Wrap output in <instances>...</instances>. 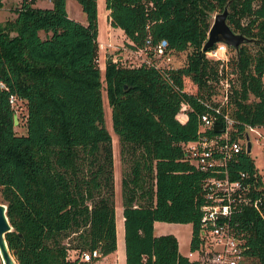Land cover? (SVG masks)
Wrapping results in <instances>:
<instances>
[{
  "label": "trees",
  "instance_id": "1",
  "mask_svg": "<svg viewBox=\"0 0 264 264\" xmlns=\"http://www.w3.org/2000/svg\"><path fill=\"white\" fill-rule=\"evenodd\" d=\"M50 1L19 0L14 16L0 21V196L11 225L4 233L9 253L16 264H69L67 248L115 249L103 88L120 155L130 161L120 179L124 264H197L178 251L172 233L155 235L152 223L190 222L189 247L196 243L206 173L184 158L181 142L196 137L198 114L206 109L199 99L215 92L219 60L200 48L210 14L224 5L229 27L254 39L230 60L238 80L230 114L237 131L242 123H264V0H104L108 22L122 30L127 47L143 46L148 37L151 44L164 40L169 54L188 49L165 75L116 60L101 73L96 1L76 0L85 23L68 16L65 0ZM185 80L194 91L184 90ZM10 94L24 101V133L13 128ZM252 167L243 151L228 165L232 178ZM241 222L247 253L264 264V220L247 207Z\"/></svg>",
  "mask_w": 264,
  "mask_h": 264
},
{
  "label": "built area",
  "instance_id": "2",
  "mask_svg": "<svg viewBox=\"0 0 264 264\" xmlns=\"http://www.w3.org/2000/svg\"><path fill=\"white\" fill-rule=\"evenodd\" d=\"M164 43L160 40L151 44L147 37L143 46L129 47L130 53L140 58L139 63L129 66H153L165 75L166 70L174 66L172 55L164 51ZM202 51L206 58L218 59L219 63L215 92L207 99H199L206 109L198 114L197 135L181 142L184 158L196 170L206 173L200 181L202 202L195 231L196 243L192 248L188 246L185 256L197 264H256L247 253V230L241 220L247 207L254 209L264 220V123H242V129L237 131L238 120L230 114L229 99L231 85H238L237 74L231 68L228 56L218 52V48ZM2 87L4 84L0 81ZM16 100L15 95L8 96L11 106ZM213 124L219 125L221 130L215 131ZM208 129L213 133L208 134ZM235 131L238 133L233 136ZM249 131L256 139L260 138L262 167L257 166L250 155ZM247 140L250 142L248 151L245 149ZM240 151L250 156L253 167L251 171L235 170L232 178L228 165L236 160ZM191 230L190 224V234ZM65 259L69 264H121L116 252L101 253L97 247L67 248Z\"/></svg>",
  "mask_w": 264,
  "mask_h": 264
},
{
  "label": "rangeland",
  "instance_id": "3",
  "mask_svg": "<svg viewBox=\"0 0 264 264\" xmlns=\"http://www.w3.org/2000/svg\"><path fill=\"white\" fill-rule=\"evenodd\" d=\"M0 21L5 18L12 17L11 7L17 4L19 0H0ZM36 1V0H35ZM98 4H96V41H97V64L102 73L105 58L107 55L112 57V61H117L119 64L123 65H131L137 64L140 62V58L134 56L130 53L131 49L124 44L122 40L121 30L119 27H113L109 25L106 17V9L104 7V0H97ZM37 3L41 5H45L49 3L48 0H38ZM66 9L70 15L74 18L80 19L82 22H85L84 13L81 11L79 4L76 0H65ZM210 14L209 20L211 22L212 16L215 12ZM71 16V17H72ZM102 44L103 46H100ZM108 44V45H107ZM113 44V46H111ZM251 49H254V46L250 45ZM215 48H218V52H224L228 58H232L234 49L231 46L225 45L221 42L215 43ZM188 49L173 52L171 55V64L173 66L181 65L185 60V54ZM185 84L183 86L186 91H194L193 85L185 80ZM101 98H102V106L104 111V125L110 133L111 136V147H112V167H113V183H114V212H115V220L117 223V228L119 229L121 226L122 229V217H121V198H120V179L122 176L123 170L128 171L130 168V161L127 155L121 156L119 152V143L116 137V134L113 132L110 121V107L108 106L105 98V92L103 88H101ZM252 96H249L251 99ZM13 106L15 107L14 113L16 114L17 121L13 123V128L16 133H24L25 127L23 123V116L25 112L24 101L17 99ZM264 131V129H263ZM254 133L249 131V138L251 139L252 145L250 150V155L254 159V163L262 167L263 166V155L261 152V142L260 138L256 139L254 137ZM0 202H3V199L0 196ZM4 203V202H3ZM164 229L167 231H174L180 236V248L182 251H186L188 249L185 240L189 237L190 232V224L188 222L184 223H165ZM118 249L121 250V244L118 243ZM121 252V251H120ZM12 256V255H11ZM14 260V264L16 261ZM121 264H124V259L122 256Z\"/></svg>",
  "mask_w": 264,
  "mask_h": 264
},
{
  "label": "water",
  "instance_id": "4",
  "mask_svg": "<svg viewBox=\"0 0 264 264\" xmlns=\"http://www.w3.org/2000/svg\"><path fill=\"white\" fill-rule=\"evenodd\" d=\"M227 7L223 6L221 11H217L213 14L212 20L206 32L205 40L201 45V50L208 49L212 44L216 42H222L225 45L231 46L235 51H237L240 44L245 42L253 41V38L246 37L240 32L233 31L226 22ZM112 61L111 56L107 55L105 58V63ZM13 123L17 121L16 114H12ZM213 129L215 131H220L221 127L219 125L213 124ZM250 142L246 141V151L249 150ZM5 204L0 202V260L2 264H14V260L8 251L7 245L4 239V233L11 229V225L5 214Z\"/></svg>",
  "mask_w": 264,
  "mask_h": 264
},
{
  "label": "crops",
  "instance_id": "5",
  "mask_svg": "<svg viewBox=\"0 0 264 264\" xmlns=\"http://www.w3.org/2000/svg\"><path fill=\"white\" fill-rule=\"evenodd\" d=\"M37 1L38 0H36L35 2H34V4L35 5H38V6H50L51 5V1L50 0H48L49 1V3H47V4H45V5H41V4H39V3H37ZM96 1V4H98V1L97 0H95ZM80 6V5H79ZM65 9H66V3H65ZM81 9V8H80ZM66 12H67V14H68V16H72V15H70L69 13H68V11H67V9H66ZM106 14H107V10H106ZM12 15L14 16V13L12 12ZM12 16V17H13ZM106 17H107V15H106ZM72 18H74L73 16H72ZM74 19H76V20H78V21H80V22H82L80 19H78V18H74ZM107 21H108V18H107ZM82 23H85V22H82ZM109 23V22H108ZM110 25V24H109ZM121 30V29H120ZM121 35H122V40L124 41L125 40V36H124V34L122 33V30H121ZM113 45V44H112ZM165 223H172V222H167V221H160V220H154L153 221V223H152V226H153V233L155 234V235H158V234H164V233H172L174 236H175V238H176V240H177V248H178V251L181 253V254H184L185 255V253H186V251L184 252V251H182L181 250V248H180V236L177 234V233H175L174 231H167V230H165L164 229V224ZM178 223V222H177ZM189 223V222H188ZM190 224V223H189ZM115 236H116V247H115V250H113V252H116L118 255H119V258H120V261H121V259H122V256H123V259H124V247H123V231H122V229H121V226H120V228L118 229L117 228V223H116V220H115ZM189 238H190V232H189V237L187 238V240H185V243L187 244V247L189 246ZM118 243L119 244H121V250H119L118 249ZM121 251V252H120Z\"/></svg>",
  "mask_w": 264,
  "mask_h": 264
},
{
  "label": "bare ground",
  "instance_id": "6",
  "mask_svg": "<svg viewBox=\"0 0 264 264\" xmlns=\"http://www.w3.org/2000/svg\"><path fill=\"white\" fill-rule=\"evenodd\" d=\"M100 46H103L102 44H100Z\"/></svg>",
  "mask_w": 264,
  "mask_h": 264
}]
</instances>
